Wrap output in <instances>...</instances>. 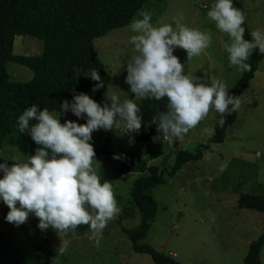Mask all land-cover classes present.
I'll list each match as a JSON object with an SVG mask.
<instances>
[{"label": "rangeland", "instance_id": "obj_1", "mask_svg": "<svg viewBox=\"0 0 264 264\" xmlns=\"http://www.w3.org/2000/svg\"><path fill=\"white\" fill-rule=\"evenodd\" d=\"M237 1L245 11L244 24L251 39V31L264 29V0ZM213 3L214 0H148L139 11L151 12L150 22L154 25L173 24L174 18L182 17L184 25L207 31L211 43L199 56L186 58L185 51L179 48L173 55L184 64L183 71L188 75H214L225 82L229 91L243 71L229 66L222 47L228 37L206 15ZM139 11L135 18H139ZM132 34L128 25L93 40V49L110 79L96 103H105L111 94H117L121 100L132 98L122 67L132 55L127 42ZM40 50L41 43L35 38L13 39L12 55L36 56ZM5 70L9 83H26L32 78L30 70L15 63L8 62ZM85 94L93 99L95 91L91 89ZM239 99L235 121L225 129L223 141L210 144L199 160L185 163L173 177L165 176L163 185L147 191L157 209L140 244L172 257L179 264H243L249 244L264 231L263 213L236 208L239 195L264 196V60L257 64L253 79ZM60 112L53 113L59 117ZM218 119L219 115L210 109L206 117L171 145L162 139L137 142L133 133L94 131L90 141L93 150L105 147L111 152L108 159L94 158L99 164L101 182H111L118 212L98 235L94 236L86 224L83 231L64 234L52 229L39 230L38 221L31 214L23 224L13 226L4 220L8 209L0 203V264H153L146 254L131 250L123 233L135 229L141 219L128 196L131 182L139 175L122 176L118 172L119 160L112 156L134 153L147 167L166 171L177 152L193 154L204 146ZM64 120L84 122L83 117L77 120L70 112L61 113L60 123ZM36 147L25 135L17 145L1 149L0 160L8 164L22 162ZM59 247L64 248L62 253L57 252ZM259 260L264 264V244Z\"/></svg>", "mask_w": 264, "mask_h": 264}, {"label": "clouds", "instance_id": "obj_2", "mask_svg": "<svg viewBox=\"0 0 264 264\" xmlns=\"http://www.w3.org/2000/svg\"><path fill=\"white\" fill-rule=\"evenodd\" d=\"M151 15L141 10L139 18L129 22L133 34L127 42L132 55L122 67L126 72L124 83L133 94L131 99L121 100L117 94H111L105 103L98 104L78 92L71 100L61 101L59 117L36 104L16 117V130L27 134L38 147L32 155H25L22 162L8 164L0 160V203L8 209L6 222L18 226L31 214L37 218L36 227L41 231L52 229L66 234L86 224L94 236L98 235L118 207L111 182H101L91 133L96 130L118 135L138 133L142 117L137 101L163 98L165 110L156 112L151 124L157 133L154 139L171 145L206 117L210 109L219 115L217 125L223 126L225 116L239 108V96L229 94L222 79L214 75L190 76L173 55L179 48L185 51L186 58L199 56L209 47L211 35L184 25L182 17L174 18V26L154 25L150 22ZM206 15L228 37L222 47L229 66L238 72L249 71L246 61L253 50L264 53V29H254L251 39H244L242 24L246 14L234 7L232 0H214ZM74 71L81 74L78 67ZM83 76L100 87L101 78L95 68ZM64 112H70L77 120L83 117L84 122L64 120L61 124ZM123 158L122 153L112 156L113 160ZM95 243L98 245L99 240ZM63 251V247L57 249L58 253Z\"/></svg>", "mask_w": 264, "mask_h": 264}, {"label": "trees", "instance_id": "obj_3", "mask_svg": "<svg viewBox=\"0 0 264 264\" xmlns=\"http://www.w3.org/2000/svg\"><path fill=\"white\" fill-rule=\"evenodd\" d=\"M148 0H0V150L15 146L27 134H20L15 127L16 117L26 107L36 104L40 108H48L50 112H60L61 101L71 100L74 93L95 89L93 100L96 102L109 82L105 67L99 61L92 42L129 25L136 13ZM233 6L242 10L237 0ZM244 39L249 38L245 24ZM15 36H29L41 43L40 53L36 56L12 55ZM264 60V53L253 50L246 61L250 70L242 72L236 84L230 88L229 94L239 96L246 84L253 79L257 64ZM8 62L24 66L32 73L26 83H9L7 81L6 64ZM81 69L77 74L74 69ZM95 68L100 76V87L96 81L83 76ZM142 117V125L138 133H133L137 142L148 143L157 136L151 124L152 116L165 110L166 100L137 101ZM236 111L224 118L223 126H214L213 135L204 146L193 154L179 151L171 167L157 171L147 167L146 162L134 153H124L119 160L118 172L122 175L136 174L130 185L128 196L141 219L132 230H123L134 253L146 254L153 264H179L172 257L155 252L151 247L140 244L145 238L151 221L156 213V203L147 194L151 188L163 185L165 176L173 175L190 161H197L201 152L210 144L223 141L225 129L235 121ZM95 157L108 159L111 152L105 147L94 150ZM148 174L143 176L142 174ZM237 209L253 210L264 214V196L242 194L236 200ZM35 220V218L33 216ZM85 225H78L74 230L83 231ZM264 244V231L249 244L243 264H260L259 252Z\"/></svg>", "mask_w": 264, "mask_h": 264}]
</instances>
